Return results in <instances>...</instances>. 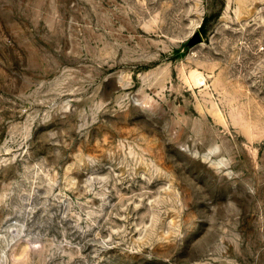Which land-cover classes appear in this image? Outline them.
<instances>
[{
	"label": "rangeland",
	"instance_id": "374dc122",
	"mask_svg": "<svg viewBox=\"0 0 264 264\" xmlns=\"http://www.w3.org/2000/svg\"><path fill=\"white\" fill-rule=\"evenodd\" d=\"M0 264H264V0H0Z\"/></svg>",
	"mask_w": 264,
	"mask_h": 264
}]
</instances>
